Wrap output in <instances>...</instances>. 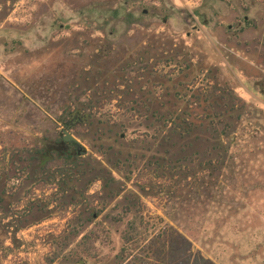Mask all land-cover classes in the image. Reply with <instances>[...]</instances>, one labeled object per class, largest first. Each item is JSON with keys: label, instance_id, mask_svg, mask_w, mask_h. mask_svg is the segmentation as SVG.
I'll use <instances>...</instances> for the list:
<instances>
[{"label": "rangeland", "instance_id": "374dc122", "mask_svg": "<svg viewBox=\"0 0 264 264\" xmlns=\"http://www.w3.org/2000/svg\"><path fill=\"white\" fill-rule=\"evenodd\" d=\"M211 86L244 104L215 130L154 139L151 114L124 112L134 92L169 109ZM81 103L116 122L114 139L74 136L73 190L19 235L35 253L5 264H264V0H0V149L52 142L61 109ZM170 150L188 174L159 182L148 163Z\"/></svg>", "mask_w": 264, "mask_h": 264}, {"label": "trees", "instance_id": "16d2710c", "mask_svg": "<svg viewBox=\"0 0 264 264\" xmlns=\"http://www.w3.org/2000/svg\"><path fill=\"white\" fill-rule=\"evenodd\" d=\"M166 76L160 75L158 78ZM228 92L229 90H223L222 92V90L215 89L214 86L207 90L196 89L194 92L184 93L178 91L173 94V99L176 102L185 101L186 104L184 106L172 105L169 109H164L163 105H158L156 109H152L146 105L152 103V99L146 100L144 94L134 92L131 94L133 98L130 97L133 102H130L129 106L127 105L124 112L126 114L131 113V116L137 115L140 117L151 114L155 123L154 132L156 136L154 139L166 134V132L171 133V135L177 134L178 137L182 138L193 135L197 128L203 127L207 130H215L216 127L221 125L220 120L223 115L227 112L240 111L244 104L238 99L233 98L231 106L223 105L226 101L225 95H229ZM122 94L125 98L130 96L128 93ZM221 94H224V96H221ZM157 95L156 97L161 96L159 93ZM143 96L144 101L138 102L137 99H142ZM115 97L120 98V95L110 96L108 101L115 100ZM187 97L190 100L186 102ZM218 101H221L222 106ZM97 103L100 104V102ZM89 104L81 103L80 106L61 109V114L56 120L57 127L61 128L60 136L52 142L41 139L38 146L32 149H19L18 147H3L0 149V264H5L10 256L15 255L16 251V255L35 253L30 252L36 247L35 241L24 242L19 235L34 226L40 225L46 219H50L45 217L37 220L33 219L32 215L36 209L45 212L54 206L55 201L63 200L65 195L73 190L78 176L81 175L84 162L82 159L86 153L77 142H65L61 132L66 130L83 141L84 138L91 136L100 144L114 139L116 122H111V117L107 118L108 116L105 117L106 119L99 117L98 122H94L99 110H95ZM213 106H219V108L224 106V112H213ZM122 107L118 106L117 111L123 109ZM99 109L102 108L99 107ZM224 126L229 128L227 124ZM113 142L115 143V141ZM158 147L161 148V145L158 144ZM96 153H99L98 150ZM156 153L158 155L153 156V160L148 164L155 168L156 174H159L156 176L159 182L168 181L170 183L175 178L186 177L188 171L185 170L184 173L179 171L181 167L180 160L174 158L171 150L157 151ZM21 155L26 156V158H22ZM220 157L217 154L215 166L218 165ZM208 164H211V160ZM204 169H206V166L198 165L199 172L204 171ZM25 175L26 186L22 183V178ZM127 179L129 180V178ZM98 181H100L99 178ZM47 188L50 189L51 194H45ZM52 196L54 199H52ZM127 226V232L124 235L125 242L137 240L141 234L138 230V223L133 221ZM87 238L83 237L78 242V245L83 248L82 253L85 254L89 252L84 244Z\"/></svg>", "mask_w": 264, "mask_h": 264}, {"label": "water", "instance_id": "95a60500", "mask_svg": "<svg viewBox=\"0 0 264 264\" xmlns=\"http://www.w3.org/2000/svg\"><path fill=\"white\" fill-rule=\"evenodd\" d=\"M62 134L64 136L65 142H77V139L73 135H71L69 132H67L66 130H63Z\"/></svg>", "mask_w": 264, "mask_h": 264}]
</instances>
